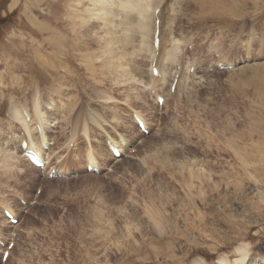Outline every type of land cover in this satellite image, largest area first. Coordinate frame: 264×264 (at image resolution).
Here are the masks:
<instances>
[{"label": "rangeland", "instance_id": "rangeland-1", "mask_svg": "<svg viewBox=\"0 0 264 264\" xmlns=\"http://www.w3.org/2000/svg\"><path fill=\"white\" fill-rule=\"evenodd\" d=\"M72 1L0 0V240L13 242L7 260L3 262L0 257V264H193L195 260L219 264L221 255L227 256L228 264H241L234 262L238 258L235 247L249 242L243 238L244 232L253 238L242 264L257 259L264 251V219L253 207L256 199H264L258 196L264 181L253 171L264 167V83L259 84L264 79L251 81L249 75L250 70L257 74V69V78H261V72L264 78V49L258 39L264 34V5L259 0H243L248 18L236 19L220 6L212 12L213 0L203 2L212 14L200 11L199 0H161L157 7L161 9L160 42L162 37L179 41L175 43L176 63L182 66L176 72L179 77L175 93L169 87L168 96L166 84L165 91L159 82L151 90L148 77L144 81L133 74L135 65H143L135 62L141 61V56L136 55L138 41L127 18L120 23L122 17L115 16L107 26L91 18L82 26L73 12L75 15L83 8L97 9L89 0H84L81 7ZM150 1L153 5L158 2ZM222 2L227 4L228 0ZM49 13L65 25L60 24L63 29L69 27L70 20L76 22L77 32L66 36L67 48L63 44L61 47L69 49L71 55L69 72L62 74L64 77L43 69L34 59V51L47 36L39 25L47 23L43 16ZM81 13V17L86 16L85 11ZM242 25L245 33L238 37ZM95 32L97 37L107 35L116 53L111 57L113 66L105 65L109 57L100 54ZM236 35L240 38L238 45L230 48V37L237 39ZM116 36L121 37L120 43L115 42ZM87 41L89 49H85ZM168 42L166 49L171 47ZM248 42H252V50ZM156 49L155 64L162 53ZM56 50L48 48L49 52ZM223 58L234 68L217 69L215 63ZM189 65L193 70L188 69ZM123 71L131 75L124 78ZM156 93L163 96L162 105L156 103ZM32 99L40 101L44 116L53 124L46 130L48 165L56 167L58 174L72 171L73 176L47 178L43 170L27 162L18 159L14 166L11 160H5L6 146L17 156L22 155L19 139L24 136L21 124L9 117L10 108L15 104L31 107ZM132 112H139L149 123L148 133L137 128ZM88 114L99 124L87 118L91 117ZM83 126L84 131L89 126L88 133L83 134ZM34 132L33 137L39 135ZM107 137L127 143L120 158L111 157ZM69 140L72 147L67 145ZM89 148L97 159L95 173L85 169ZM188 183L194 187L187 195ZM204 183L209 186L202 192ZM224 206L233 213L231 218L221 219L218 209ZM2 207L14 210L15 214L8 209L17 223L4 220ZM193 208L203 215L213 212L222 223L212 224L203 218L206 228L201 229L203 216L197 219ZM261 211L264 213V208ZM193 219L200 224L193 221L192 225ZM210 227L220 236L238 234V239L231 248L217 251L210 247L213 241L207 244L203 240V233H209ZM180 229L190 235V240L177 233ZM176 234L178 237H174ZM185 242H189L188 247ZM3 249L0 245V256Z\"/></svg>", "mask_w": 264, "mask_h": 264}, {"label": "bare ground", "instance_id": "bare-ground-1", "mask_svg": "<svg viewBox=\"0 0 264 264\" xmlns=\"http://www.w3.org/2000/svg\"><path fill=\"white\" fill-rule=\"evenodd\" d=\"M50 1V0H49ZM74 1V0H73ZM72 1V3H73ZM91 2V4L94 6V8L96 7V9L98 10V13H96V11H92L90 9H81L82 11H85L86 12V16L85 17H81V10H80V13H78V11L76 10V13L74 15V12H73V16H74V19L79 17L81 19V24L82 26H86V24L89 22V20H91V18L93 19H96V20H101L103 22V24L105 26H107L109 23H112L115 16L117 17L118 15H120V17H122L121 22L125 21L126 20H129V23H130V27L133 28L132 30V33L133 31L135 32V38H137V54L138 56H141V61L139 60H136L135 59V62L139 65H143L142 67L139 65V66H134L133 70L134 73L133 74H139L140 75V78L143 77L144 78V81H146V77H148V81H150L149 85H150V88L148 89H151V90H154L157 82H159L162 90H164L165 88L163 87L164 84H166V86L168 87V90L167 91V95L169 93V87L171 86L172 84V80H173V75H174V69H175V63H176V59H177V49H178V46L175 45V43L177 44L179 41L173 37H170L171 40H166L162 37V43L160 42V37H159V43H158V47L154 46L153 45V32L155 30V19L157 18V14H155V9L156 7H158V4L161 0H158L157 4L156 5H153V3H151L150 0H89ZM200 3H199V9H201L200 11L204 12L203 10L205 9L206 4H203L204 1L206 0H199ZM212 1V0H211ZM83 2L84 0H76V3H73L74 5L76 4L77 6H80V4L83 6ZM87 2V1H86ZM214 4L210 10H212V12H216L217 10L215 9V6L216 7H221V9L231 15L232 17H236V19H238V17H246L248 15L247 11H246V4L243 0H228V3H223L222 0H213ZM240 2V3H239ZM260 3H262L264 5V0H259ZM257 2V3H259ZM57 5L59 4V1L56 2ZM196 3V1H195ZM206 3V2H205ZM209 3V2H208ZM207 3V4H208ZM236 3L239 5L236 6ZM71 4V3H69ZM72 4V5H73ZM226 4V5H225ZM75 5V6H76ZM210 5V4H209ZM259 5V4H258ZM74 6V8H75ZM81 7V6H80ZM92 7V6H91ZM264 7V6H263ZM162 8V7H161ZM254 8V7H253ZM63 9V8H62ZM79 9V8H78ZM173 9V8H172ZM258 9V8H257ZM260 9V8H259ZM262 9V8H261ZM260 9V10H261ZM151 12H150V11ZM161 10V9H160ZM206 11H209L207 9H205ZM222 10L220 12H222ZM95 12V13H94ZM70 13V12H69ZM160 13V11H159ZM158 13V17H159V14ZM208 13V12H207ZM210 13V11H209ZM71 14V13H70ZM212 14V13H210ZM198 15V14H197ZM200 15V14H199ZM198 15V16H199ZM228 15V16H229ZM72 16V15H71ZM203 16V15H202ZM202 16H200L202 18ZM207 16V15H206ZM43 18H46L47 19V23H45L44 25H39V30L42 31V33H45L47 36L44 37V44L43 45H40L36 48V50L34 51V55H35V62L37 64H39V66H41L43 69L49 71L50 73H56V75H62L64 74L65 72H69V69H68V64L70 63V60L69 58L71 59V55L69 53H67L69 51V49H62V44H63V48H67L66 47V44H68L67 42H69V40L66 38V36H68L69 34L71 33H74L77 29L75 28V21L74 20H70V23L69 24V27L68 25L65 27V29L62 28V23L61 21L55 19V15L52 14V13H49V14H45V17L43 16ZM242 18V19H243ZM248 18V17H246ZM45 19V20H46ZM233 20V19H232ZM246 20V19H245ZM31 21V20H30ZM35 21V20H34ZM68 21V20H67ZM201 21V20H200ZM75 22V23H74ZM197 22V21H196ZM54 23H58L56 25H54ZM39 24V23H38ZM53 24V25H51ZM60 24H62L60 26ZM101 24V25H103ZM79 25V24H78ZM103 25V26H104ZM167 25V24H166ZM232 25V24H231ZM37 26V25H36ZM65 26V25H63ZM71 26V27H70ZM81 26V27H82ZM234 26V28H238L237 25H232ZM242 29L238 32V35H236V37H240V35L243 33H245L244 29H245V26L242 25ZM91 27V26H90ZM164 27V26H163ZM241 27V26H240ZM254 27V26H253ZM256 27V26H255ZM263 27V26H262ZM34 28V27H33ZM87 28V27H86ZM101 28V27H100ZM129 29V27H128ZM263 29V28H262ZM261 29V31H262ZM104 30H106L104 28ZM171 30V29H170ZM254 30V29H253ZM256 30V29H255ZM37 31V30H36ZM88 31V30H87ZM96 31V30H95ZM108 31V30H106ZM105 31V32H106ZM131 31V30H130ZM173 31V30H172ZM259 31H260V28H259ZM77 32V31H76ZM104 32V33H105ZM165 32V31H164ZM66 34V35H63ZM82 33V32H81ZM84 33V32H83ZM98 33V31H97ZM97 33L95 32L94 34L95 37H97ZM108 33V32H107ZM114 33V32H113ZM263 33V31L261 32ZM106 34V33H105ZM160 34V32H159ZM260 34V33H258ZM79 35V34H77ZM83 36V34H81ZM100 35V34H99ZM133 35V34H132ZM224 35V34H223ZM59 37L58 39L56 37ZM80 36V35H79ZM81 36V37H82ZM92 36V35H90ZM134 36V35H133ZM232 37V36H231ZM230 37V41H231V45H230V48L232 47H236L238 45V42L240 38L237 37V39H233ZM235 37V38H236ZM111 38V37H110ZM121 37L120 36H116L114 39H115V42L117 43H120L121 42ZM71 39V38H70ZM85 39V37H84ZM89 39V38H88ZM98 39V44L100 43V46L101 48H99V52L100 54L103 56L105 55V57H109L107 60H106V66H113L114 62L113 60H111L112 56L114 57L116 55V53L114 54L112 52V49L113 47H110V41L107 37V35H101L99 37H97ZM259 39V43L262 44L263 46V49H264V34L260 35V38ZM93 39H91L92 41ZM95 40V38H94ZM93 40V41H94ZM133 40V39H132ZM253 40V39H252ZM86 41V40H85ZM167 41H171V42H168L170 43L171 47L169 48H165L166 44H167ZM186 41V40H185ZM257 41V40H256ZM97 42V40H96ZM43 43V41L41 42ZM75 43V42H74ZM78 43V42H77ZM83 43V41H82ZM252 43V42H251ZM250 42H248V48L252 46ZM258 43V42H257ZM76 44V43H75ZM88 41L86 43V46H85V49H89V47L87 48V45H88ZM114 44V42H113ZM112 44V45H113ZM70 45V44H69ZM246 45V44H245ZM83 46V44L81 45ZM49 47H53L55 48L56 47V51L54 52H49L48 51V48ZM246 47V46H245ZM77 48V46H76ZM156 48H160L162 50V53H161V56H159V59H158V62L157 64L154 63L157 71H158V75H153L152 72H151V69H152V63H153V60H154V55H155V52H156ZM51 49V48H50ZM136 49V48H135ZM245 50H247L245 48ZM251 50H252V47H251ZM251 50L249 49L248 51L251 52ZM179 51V50H178ZM64 53V54H63ZM89 53V52H88ZM159 53V52H158ZM249 53V52H248ZM55 54V55H54ZM64 56H63V55ZM247 54V52H246ZM245 54V55H246ZM253 54V52H252ZM100 55V56H101ZM250 55V53H249ZM248 55V56H249ZM247 56V55H246ZM222 57V56H221ZM117 58V57H116ZM143 58V59H142ZM252 58V57H251ZM32 59V58H31ZM148 60V61H146ZM217 60V59H216ZM221 61L224 62V65H228L230 63L227 62L226 59H220ZM219 60V61H220ZM30 61H33L34 60H30ZM156 61V60H155ZM118 63V62H117ZM135 63V64H136ZM148 68H146V66ZM120 66V64H119ZM145 66V67H144ZM232 66H235V65H232ZM263 67V66H262ZM264 68V67H263ZM111 69V68H110ZM259 69V68H258ZM255 72L258 74L259 71H257V69L255 70ZM111 73V72H110ZM70 73H68L69 75ZM257 74H252L251 70H250V75H249V79L251 81H257V82H260L262 81L264 78H263V75H262V72H261V78H257ZM65 75V74H64ZM130 76L131 74H129L128 72H121V76ZM63 76V75H62ZM72 76V75H71ZM119 76V75H118ZM120 76V77H121ZM64 77V76H63ZM70 77V76H69ZM61 77H59L60 79ZM125 78V77H124ZM128 78V77H127ZM142 78V79H143ZM146 78V79H145ZM183 78H184V75L181 77L179 83H178V86L180 85L181 81H183ZM64 80V79H63ZM65 80H67L65 78ZM71 80V79H70ZM68 81V80H67ZM178 81V80H177ZM60 82H63L62 79ZM143 82V81H142ZM73 83V82H71ZM71 83H68L71 84ZM264 82H260L259 84H263ZM59 84V83H58ZM74 84V83H73ZM177 84V83H176ZM78 85V84H77ZM264 85V84H263ZM77 87V86H76ZM146 86H144L145 88ZM166 87V88H167ZM143 88V89H144ZM164 88V89H163ZM188 88V86H187ZM73 89V88H71ZM175 89H176V86H175ZM150 90V91H151ZM156 91V89H155ZM165 91V90H164ZM186 91V90H185ZM188 93L190 90H188ZM76 92V91H75ZM74 92V94H75ZM191 92V91H190ZM101 93V92H99ZM104 94V93H103ZM105 95V94H104ZM176 95V94H175ZM190 95V94H189ZM140 96V95H139ZM169 96V95H168ZM74 97V96H73ZM76 97V96H75ZM74 97V98H75ZM106 97V96H104ZM109 97V96H108ZM112 98V97H110ZM69 100V99H68ZM76 100V98H75ZM32 106L31 107H28L26 104L24 105H21V104H15L13 105L11 108H10V111H9V117L11 119H13V121L17 122L18 124H21V126L23 127V130H24V133H23V137L19 139V152L22 153V155L20 154V156H17L16 153H14V150L12 151L11 148H5V151H4V158L6 161H9L11 160L12 162V165L14 164L17 165V162H18V159H20V161H24V162H27L30 166L32 167H35L33 164H31L27 158L23 155V151L22 149L20 148V142L21 140L24 138L26 140V143H27V147L26 149H31L33 151V153L38 157L40 158L42 161H44V168L48 166V157H46V152L44 151V149L42 148V144H46L49 146V144L47 143V131L49 127L53 126V124L49 123L50 120H48V118H46L43 114V110H41V106L39 105L38 102H40L39 100H34L32 99ZM34 102L36 104H34ZM54 102V101H53ZM69 104V103H68ZM67 104V105H68ZM48 105V104H47ZM70 105V104H69ZM166 105V104H165ZM49 106V105H48ZM56 106V105H55ZM61 106V105H60ZM64 107V106H63ZM72 107H75V106H72ZM61 108V107H60ZM64 108H67L64 107ZM69 108H71V106H69ZM154 108V107H153ZM43 109V108H42ZM48 109V108H47ZM46 109V110H47ZM68 109V108H67ZM75 110V109H74ZM69 111V110H67ZM72 111V110H71ZM79 111V110H78ZM92 111V110H91ZM47 112V111H46ZM76 113V112H75ZM90 113V112H89ZM93 113V112H92ZM69 114V112H68ZM83 114V113H82ZM91 114V113H90ZM90 114H88L89 116H91ZM97 115L95 116H98V121H99V114L96 113ZM133 114V112H132ZM136 114L139 116H142L139 112H136ZM70 115H74V113L72 112V114ZM87 115V116H88ZM104 115V114H103ZM71 116V118H72ZM77 116V115H76ZM64 117V115H63ZM102 117V115H101ZM216 117V116H215ZM69 118V117H67ZM70 118V119H71ZM74 118V117H73ZM72 118V120H73ZM77 118V117H75ZM87 118H90L92 121L95 122V124H97V118L95 119V117H93V115L91 117H87ZM142 118L144 119V122H145V125L147 126V128H149V123L145 120V118L142 116ZM217 118V117H216ZM82 119H83V122L85 121L84 118H83V115H82ZM81 119V120H82ZM86 119V118H85ZM90 119L89 122L91 121ZM132 119V118H131ZM55 120V119H54ZM88 120H86L88 122ZM68 121V120H67ZM71 121V120H70ZM75 121V119L73 120ZM77 121V120H76ZM73 122V123H76ZM105 121V120H103ZM53 122V121H52ZM61 122H62V119H61ZM97 122V123H96ZM99 122L102 123V121L100 120ZM63 123V122H62ZM65 123V122H64ZM71 122V126L73 124ZM93 123V122H92ZM80 124V123H79ZM99 124V123H98ZM74 125V124H73ZM77 125V124H76ZM75 125V126H76ZM85 125V124H84ZM102 125V124H101ZM55 126V125H54ZM78 126V125H77ZM82 126V125H81ZM230 126V125H229ZM79 127V126H78ZM84 127L83 126V131H84ZM89 127V126H88ZM85 129L84 133L87 131H89L90 128ZM73 128V129H72ZM71 129L74 131V128L75 127H72ZM86 128V127H85ZM77 129V128H76ZM72 130H70L72 132ZM32 131H35L39 132V135H37L36 137H33L32 135ZM82 131V132H83ZM35 132L33 134H35ZM74 133H76L74 131ZM90 134V132H89ZM18 135V134H17ZM16 135V137H17ZM36 135V134H35ZM86 136V135H85ZM139 136V135H138ZM87 137H88V134H87ZM113 137V136H112ZM14 138H15V135H14ZM106 140L108 139L113 145L117 146L120 150H123V147L121 145V138H120V141L117 139H114V138H111V137H107L105 138ZM123 139V138H122ZM105 140V141H106ZM49 142V141H48ZM125 142V141H124ZM126 143V142H125ZM1 144V143H0ZM4 144V143H3ZM230 146L231 147H234V142L231 141L230 142ZM2 147V145H1ZM0 147V148H1ZM163 147V146H162ZM164 148V147H163ZM170 148V147H169ZM261 149V147H258V149ZM264 149V147H262ZM260 151V150H259ZM16 152V151H15ZM110 153V152H109ZM235 154V153H234ZM111 155V153H110ZM112 157V155H111ZM87 160L89 161L90 164H94L96 165L97 163V159H96V156H95V152L93 153L92 149L89 148L88 152H87V156H86ZM100 159V158H99ZM103 159V158H102ZM11 165V164H10ZM87 165V164H86ZM181 166V165H180ZM13 167V166H12ZM11 167V168H12ZM263 169L264 167L261 168V170H254V175L256 177H260L259 179H261L262 181H264V172H263ZM58 170V169H57ZM201 171V170H200ZM60 173V172H59ZM191 174V172H190ZM250 175V178L254 181L256 179V177H254L253 175L250 174V172L248 173ZM208 181V180H207ZM260 181V183L262 182ZM209 186V184L207 183H204V185L202 186V192H203V189H206V187ZM193 187L191 183H188L186 184L185 188H187L185 190V193L188 195V194H191L192 190H193ZM264 188L263 190L259 191L258 192V196H259V199L261 198H264ZM190 196V195H189ZM191 197V196H190ZM198 197V196H197ZM200 198H203V197H200ZM231 200V199H230ZM255 202V201H254ZM264 202V199H261V200H258L256 199V207H253V208H257L259 211V214L261 213L260 217H262V219H264V213L261 211L262 208H264V204H262ZM233 204V203H232ZM190 206V204H189ZM7 209V208H6ZM10 209L14 214V210L11 209V208H8ZM220 213H222V216H221V219H226V218H231V216L233 215V213H231V210L229 207L227 206H224L222 209H218ZM193 213H194V216L199 219V215H202L203 217L200 218V223H201V229L204 230V228H206V222L203 224V218L205 220H209V222H212V224H214L215 222H221L220 218H217V216H215L216 214H214L213 212H208L209 214H201V211H195L194 208H193ZM149 214L150 216L152 217V211H151V208H149ZM6 218H4L5 220ZM187 221V220H185ZM195 219L192 220V222H190L192 225H195L194 222ZM4 222V221H3ZM6 222V221H5ZM196 224L198 223V225L200 224L199 222L195 221ZM208 222V223H209ZM222 223V222H221ZM157 225L156 223H153V226ZM197 225V226H198ZM245 225V224H244ZM207 227H209L207 225ZM242 227V226H240ZM160 229V227H159ZM186 229L188 231H190L192 233V230L189 228V227H186ZM208 229V228H207ZM224 231V229H223ZM222 229H221V233L223 232ZM177 233H181L183 236H185L187 238V240H190V235L186 232H184L183 230H179L177 231ZM205 233H208L206 230H205ZM203 233V240L205 241V243H214L212 244L210 247L214 248L215 250L217 249V251H220L221 249H229L232 247V243H234L235 240L238 239V234L236 235H227L225 233H223L222 236L219 235V232H216L215 229L213 228H209V233L208 234H205ZM258 233H260V231H258ZM179 234H176L174 237H178ZM244 235L243 238L245 239H248L249 242L248 243H240V245H237V247H235V253H237V256L238 258H235L234 259V262H242L244 263L245 259L248 257V254H249V244L251 243L252 241V236L251 235H247L246 232H244ZM192 236V234H191ZM225 237V238H223ZM192 240V239H191ZM219 245H218V243ZM186 243V247L189 246V242H185ZM169 246L168 248H170V244L167 243ZM218 245V246H217ZM215 246V247H214ZM260 251V250H259ZM168 252V251H166ZM234 253V252H233ZM234 253V254H235ZM50 255V254H49ZM236 255V254H235ZM53 256V255H52ZM165 256V255H164ZM170 256H172V254H170ZM258 256L257 259L253 260V258L251 260H247L246 261V264H264V251H260L258 253ZM168 257V256H167ZM219 264H228V259H227V256L225 257L224 255H221L219 257ZM241 263V264H242ZM193 264H203L202 261H193Z\"/></svg>", "mask_w": 264, "mask_h": 264}]
</instances>
